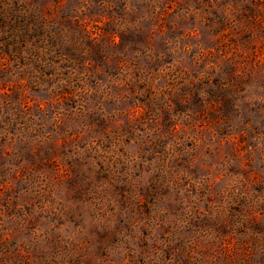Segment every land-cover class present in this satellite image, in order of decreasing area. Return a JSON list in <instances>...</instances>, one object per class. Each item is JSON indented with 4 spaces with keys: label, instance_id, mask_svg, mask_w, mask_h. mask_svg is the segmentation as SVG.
Listing matches in <instances>:
<instances>
[{
    "label": "rangeland",
    "instance_id": "obj_1",
    "mask_svg": "<svg viewBox=\"0 0 264 264\" xmlns=\"http://www.w3.org/2000/svg\"><path fill=\"white\" fill-rule=\"evenodd\" d=\"M0 264H264V0H0Z\"/></svg>",
    "mask_w": 264,
    "mask_h": 264
}]
</instances>
